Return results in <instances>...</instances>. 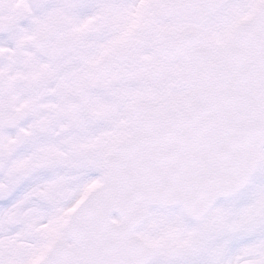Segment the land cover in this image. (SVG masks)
<instances>
[{
    "label": "snow or ice",
    "instance_id": "snow-or-ice-1",
    "mask_svg": "<svg viewBox=\"0 0 264 264\" xmlns=\"http://www.w3.org/2000/svg\"><path fill=\"white\" fill-rule=\"evenodd\" d=\"M0 264H264V0H0Z\"/></svg>",
    "mask_w": 264,
    "mask_h": 264
}]
</instances>
